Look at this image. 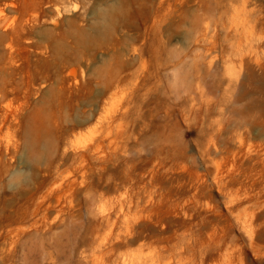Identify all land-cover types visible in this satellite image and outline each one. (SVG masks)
Returning <instances> with one entry per match:
<instances>
[{"label": "rangeland", "instance_id": "374dc122", "mask_svg": "<svg viewBox=\"0 0 264 264\" xmlns=\"http://www.w3.org/2000/svg\"><path fill=\"white\" fill-rule=\"evenodd\" d=\"M0 264H264V0H0Z\"/></svg>", "mask_w": 264, "mask_h": 264}]
</instances>
